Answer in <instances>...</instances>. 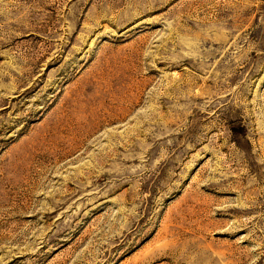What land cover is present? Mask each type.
I'll use <instances>...</instances> for the list:
<instances>
[{"label":"rangeland","instance_id":"obj_1","mask_svg":"<svg viewBox=\"0 0 264 264\" xmlns=\"http://www.w3.org/2000/svg\"><path fill=\"white\" fill-rule=\"evenodd\" d=\"M0 264H264V0H0Z\"/></svg>","mask_w":264,"mask_h":264}]
</instances>
